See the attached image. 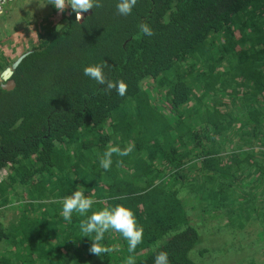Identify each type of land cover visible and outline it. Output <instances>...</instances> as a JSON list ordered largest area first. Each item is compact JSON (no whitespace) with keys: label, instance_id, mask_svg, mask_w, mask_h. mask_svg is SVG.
Returning a JSON list of instances; mask_svg holds the SVG:
<instances>
[{"label":"trees","instance_id":"trees-1","mask_svg":"<svg viewBox=\"0 0 264 264\" xmlns=\"http://www.w3.org/2000/svg\"><path fill=\"white\" fill-rule=\"evenodd\" d=\"M117 3L102 0L81 20L70 7L56 20L51 14L14 70L16 86L0 87V242L12 247L9 257L125 264L132 255L154 264L166 251L169 264H201L194 254L211 231L191 223L190 202L221 215L224 233L235 230L229 245L261 242L264 0H137L128 16ZM142 22L153 36L140 33ZM1 32L0 73L15 61ZM93 64L125 81L126 94L85 76ZM130 143V155L100 166L109 145ZM76 190L97 201L92 211L134 212L144 230L135 252L111 230L102 243L119 250L89 252L93 241L79 225L91 212L69 223L58 203Z\"/></svg>","mask_w":264,"mask_h":264},{"label":"clouds","instance_id":"clouds-1","mask_svg":"<svg viewBox=\"0 0 264 264\" xmlns=\"http://www.w3.org/2000/svg\"><path fill=\"white\" fill-rule=\"evenodd\" d=\"M47 3L54 5L58 13H63L69 6L75 12L76 20H81L83 14L90 9L102 7V0H48ZM137 4V0H118L116 5L117 12L120 15L128 16L132 13L133 7ZM45 5V4H44ZM44 5H40L43 7ZM140 33L146 36H153L154 32L147 23L138 25ZM57 31H59L57 27ZM106 65L93 64L88 65L83 69L85 76L96 81L98 85H103L104 91L110 92L115 89L120 96H124L127 92V84L125 81L108 80L104 74L103 68ZM134 144H128L121 149L119 146L109 145L107 150L99 158L100 166L105 170H109L112 166L113 155L127 156L134 150ZM62 205L61 215L65 221L71 223L74 213L87 218L81 220L80 231L83 236H88L92 239V244L89 252L96 256L103 257L105 254H110L113 251H118L119 246H106L102 243L107 232L115 231L127 241L128 252H135L137 246L143 242L144 230L139 226L134 212L124 206L116 205L114 207H104L100 210L92 211L96 200L90 196H86L82 190H76L72 194L58 201ZM125 264H136L134 256L129 255L125 260ZM154 264H169L168 253L160 251L154 258Z\"/></svg>","mask_w":264,"mask_h":264},{"label":"rangeland","instance_id":"rangeland-1","mask_svg":"<svg viewBox=\"0 0 264 264\" xmlns=\"http://www.w3.org/2000/svg\"><path fill=\"white\" fill-rule=\"evenodd\" d=\"M47 2L48 0H21L9 3L0 12V31H2L1 34H5L3 42L7 49L6 54L13 60L30 51L31 40L37 42L39 29L43 28L41 24L51 14L55 20L63 15V13H58L56 8L51 11L50 3ZM40 5L44 6L41 7ZM36 14L46 18L40 17L36 20ZM15 24L18 26L16 27ZM5 175L4 170L0 173V178L5 177ZM9 206L5 209L6 212L14 208L12 205ZM186 208L192 224L201 229L208 228L207 230L211 231L208 233L204 229L202 232L201 245L194 254L196 261L201 264H264V239L261 242L260 240L258 242H243V245L236 246L238 248L233 247L228 242H230L231 237H235V230L225 233L222 231L221 215L203 212L199 206H195L191 202L187 204ZM8 223L6 222V224ZM237 232L239 233V231ZM240 239L241 236H239ZM234 242L238 241L235 239Z\"/></svg>","mask_w":264,"mask_h":264},{"label":"crops","instance_id":"crops-1","mask_svg":"<svg viewBox=\"0 0 264 264\" xmlns=\"http://www.w3.org/2000/svg\"><path fill=\"white\" fill-rule=\"evenodd\" d=\"M4 214L6 216L5 221L8 222L11 217V211L3 213V218H2L3 220H4ZM11 249L12 247H10V245H8L7 242H0V263L2 261H7L10 264H20V262L18 261H15V260L12 261V258L9 257L10 255L8 254ZM4 254H5V257H4ZM8 257H9V260H8Z\"/></svg>","mask_w":264,"mask_h":264},{"label":"water","instance_id":"water-1","mask_svg":"<svg viewBox=\"0 0 264 264\" xmlns=\"http://www.w3.org/2000/svg\"><path fill=\"white\" fill-rule=\"evenodd\" d=\"M30 53V51L24 53L23 55H21L19 58H17V60L14 61V63L6 68L3 73H2V77L4 79H8L14 72V70L18 67V65L22 62V60L26 57V55H28ZM16 83L14 81H10L9 84L3 85L2 88L4 89H13V87H15Z\"/></svg>","mask_w":264,"mask_h":264},{"label":"flooded vegetation","instance_id":"flooded-vegetation-1","mask_svg":"<svg viewBox=\"0 0 264 264\" xmlns=\"http://www.w3.org/2000/svg\"><path fill=\"white\" fill-rule=\"evenodd\" d=\"M2 73L3 71L0 73V87L2 88L3 85H8L10 81H14L16 83V80L14 79V72L13 74L8 78V79H4L2 77ZM16 86V85H15ZM14 88V87H13ZM4 89V88H2ZM6 90V89H5ZM7 90H12V89H7Z\"/></svg>","mask_w":264,"mask_h":264},{"label":"built area","instance_id":"built-area-1","mask_svg":"<svg viewBox=\"0 0 264 264\" xmlns=\"http://www.w3.org/2000/svg\"><path fill=\"white\" fill-rule=\"evenodd\" d=\"M21 0H0V12L6 7L9 3L17 2Z\"/></svg>","mask_w":264,"mask_h":264}]
</instances>
